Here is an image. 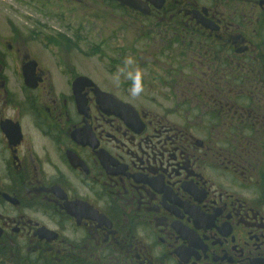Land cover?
I'll return each instance as SVG.
<instances>
[{"label":"flooded vegetation","instance_id":"flooded-vegetation-1","mask_svg":"<svg viewBox=\"0 0 264 264\" xmlns=\"http://www.w3.org/2000/svg\"><path fill=\"white\" fill-rule=\"evenodd\" d=\"M129 2L0 18V264H264V0ZM85 45L140 106L65 61Z\"/></svg>","mask_w":264,"mask_h":264},{"label":"rangeland","instance_id":"rangeland-1","mask_svg":"<svg viewBox=\"0 0 264 264\" xmlns=\"http://www.w3.org/2000/svg\"><path fill=\"white\" fill-rule=\"evenodd\" d=\"M14 18V19H20L24 21H27L29 25H32L36 19H39L36 13H33V11L28 10L26 7L17 6L14 3V0H0V18ZM36 22V21H35ZM49 25V24H47ZM51 26H55V24H50ZM98 36V32H97ZM127 37L129 39L132 38V33H127ZM96 36L93 37V40H96ZM87 46V45H85ZM82 48L83 51L81 53H70V57H65L66 62H73L75 65L74 69L75 71L80 72L81 74L84 73L87 76H90L93 80H95L99 86L106 89H114L116 94L118 93L120 97H122L124 100L131 102L132 104L136 106H140L142 103V97L141 96V90H139V85L134 84L133 87L127 88V91H125V88L121 85L128 84L131 85L133 80H126L129 76L125 75L124 77L116 76L113 78L110 74V68L106 64L107 59L109 58V55L107 52L101 48V51H93L91 49H88V46ZM80 50V49H79ZM131 67V66H129ZM116 74H122V67H114L113 68ZM137 82V81H136ZM127 85V86H128ZM120 90V91H119ZM119 91V92H118ZM261 173L264 172V167H260Z\"/></svg>","mask_w":264,"mask_h":264},{"label":"water","instance_id":"water-1","mask_svg":"<svg viewBox=\"0 0 264 264\" xmlns=\"http://www.w3.org/2000/svg\"><path fill=\"white\" fill-rule=\"evenodd\" d=\"M118 1L123 2L124 0H118ZM126 2L130 3L129 0H126ZM88 80L89 79L85 76L79 77L77 80L74 81L73 88L77 86L78 84H80L82 81H88ZM98 92H99L101 100L104 102H108L109 106H111L112 104L113 108L116 110V115L117 116L119 115L128 124V122H130V115L132 114L133 110L135 112V109L130 104H124L118 98L116 99L114 96L110 94H107V93L105 94L101 92L99 89H98ZM103 97H107L108 99L103 98ZM77 102L79 106V103H80L79 100H77Z\"/></svg>","mask_w":264,"mask_h":264},{"label":"bare ground","instance_id":"bare-ground-1","mask_svg":"<svg viewBox=\"0 0 264 264\" xmlns=\"http://www.w3.org/2000/svg\"><path fill=\"white\" fill-rule=\"evenodd\" d=\"M80 34H78V36H79Z\"/></svg>","mask_w":264,"mask_h":264}]
</instances>
